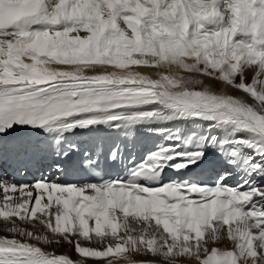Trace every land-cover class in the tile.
I'll return each instance as SVG.
<instances>
[{"label":"snow or ice","instance_id":"snow-or-ice-1","mask_svg":"<svg viewBox=\"0 0 264 264\" xmlns=\"http://www.w3.org/2000/svg\"><path fill=\"white\" fill-rule=\"evenodd\" d=\"M0 218V264H264V0H0Z\"/></svg>","mask_w":264,"mask_h":264},{"label":"bare ground","instance_id":"bare-ground-1","mask_svg":"<svg viewBox=\"0 0 264 264\" xmlns=\"http://www.w3.org/2000/svg\"><path fill=\"white\" fill-rule=\"evenodd\" d=\"M142 71H144V72H146V73H149V74H151L150 73V70H148V69H142ZM231 91V90H230ZM235 95H238V96H241V95H243L242 93H240V92H235L234 93ZM44 176H47L49 179H52L53 177H52V175H51V173H45L44 174ZM231 183H235V181H232ZM3 226V221H2V218H0V227H2ZM28 227H30V226H28ZM37 230H39V231H43V229H42V227L41 226H39V225H37ZM0 235H7V233H4V232H0ZM219 246H221V247H228V248H230L231 247V242H228L227 244H221V245H219ZM52 248H55V253L56 254H68L73 260H76L78 257H77V254H76V252H75V250H74V248L73 247H70L68 244H63V245H61V246H52L51 248H48L47 250H49V251H51L52 250Z\"/></svg>","mask_w":264,"mask_h":264},{"label":"rangeland","instance_id":"rangeland-1","mask_svg":"<svg viewBox=\"0 0 264 264\" xmlns=\"http://www.w3.org/2000/svg\"><path fill=\"white\" fill-rule=\"evenodd\" d=\"M251 75L253 76V73H251ZM252 76H251V78H252ZM246 82H251V80H248V79L246 78Z\"/></svg>","mask_w":264,"mask_h":264}]
</instances>
